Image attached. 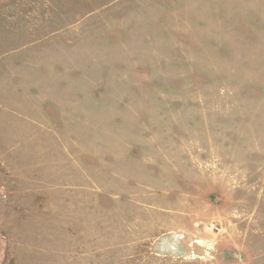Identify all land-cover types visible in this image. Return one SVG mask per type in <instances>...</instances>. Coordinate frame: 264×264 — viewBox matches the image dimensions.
Here are the masks:
<instances>
[{
    "label": "rangeland",
    "instance_id": "obj_1",
    "mask_svg": "<svg viewBox=\"0 0 264 264\" xmlns=\"http://www.w3.org/2000/svg\"><path fill=\"white\" fill-rule=\"evenodd\" d=\"M0 264H264V0H0Z\"/></svg>",
    "mask_w": 264,
    "mask_h": 264
}]
</instances>
